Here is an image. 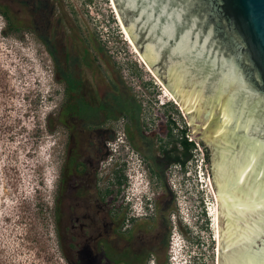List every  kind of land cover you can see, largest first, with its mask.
Masks as SVG:
<instances>
[{
  "label": "rangeland",
  "instance_id": "1",
  "mask_svg": "<svg viewBox=\"0 0 264 264\" xmlns=\"http://www.w3.org/2000/svg\"><path fill=\"white\" fill-rule=\"evenodd\" d=\"M57 3L62 25L74 27L73 32L87 39L97 63L105 64L109 76L122 82L124 92L135 99L133 121L125 116L112 124L114 137L105 146L107 155L99 164L96 182L102 189L114 188L113 173L124 167L127 187H122V199L131 201L130 210L137 214L141 212L138 191L148 186L146 175L159 168V145L160 139L166 138L167 119L188 126L191 134L190 125L178 102L169 99L163 83L129 42L112 0ZM5 26V18L0 15V264H73L71 243L56 231L54 222L66 131L60 127L49 132L46 127L48 115L60 108L62 86L55 78L51 56L37 35L27 31L5 35ZM39 33L46 34L43 30ZM48 37L55 47L61 34ZM162 100L166 104L160 106ZM121 138L125 144L116 145ZM194 153L197 159L188 163L185 171L171 165L159 178L167 181L175 197L167 212L176 242L171 264L184 262L179 249L184 244L190 254L201 251L208 264L217 263V199L205 161L200 165L205 176L198 178L200 146ZM134 168L139 172L136 178L132 176L136 174ZM158 186L153 187L155 193L160 191ZM186 238L200 242L190 248ZM84 261L88 263L86 252Z\"/></svg>",
  "mask_w": 264,
  "mask_h": 264
},
{
  "label": "water",
  "instance_id": "2",
  "mask_svg": "<svg viewBox=\"0 0 264 264\" xmlns=\"http://www.w3.org/2000/svg\"><path fill=\"white\" fill-rule=\"evenodd\" d=\"M209 152L217 264H264V0H112ZM201 150L202 147L200 146Z\"/></svg>",
  "mask_w": 264,
  "mask_h": 264
},
{
  "label": "flooded vegetation",
  "instance_id": "3",
  "mask_svg": "<svg viewBox=\"0 0 264 264\" xmlns=\"http://www.w3.org/2000/svg\"><path fill=\"white\" fill-rule=\"evenodd\" d=\"M56 9L55 0H0V15L18 18L20 32L43 30L51 45L48 35L61 34L55 45L59 59L57 81L62 86L60 108L63 110L66 96L72 94L78 113L63 122L72 132L67 129L57 183L58 229L72 245L73 264H85V252L87 264H171L170 259L175 256L170 248L173 232L167 212L175 197L167 181L159 179L171 164L158 155L159 168L146 175L153 184L150 203L137 214L130 210L131 203L122 199L124 173L120 181H125L121 184L116 171L113 173V194H106L109 187L98 186L96 172L104 157H93L84 146L93 142L106 146L114 137L112 124L126 116V98L122 91H117L111 99V77L105 64L94 61L90 48L84 44L79 47L72 41L74 27L63 26L62 13ZM86 106L91 107L85 113L92 114V121L83 119L81 111ZM89 127L96 133L92 138L83 133ZM156 186L160 189L157 193L153 191ZM199 254V264H208L203 253Z\"/></svg>",
  "mask_w": 264,
  "mask_h": 264
},
{
  "label": "trees",
  "instance_id": "4",
  "mask_svg": "<svg viewBox=\"0 0 264 264\" xmlns=\"http://www.w3.org/2000/svg\"><path fill=\"white\" fill-rule=\"evenodd\" d=\"M56 1L58 2V0H56ZM5 21H6V26L2 31L3 34H5V35L19 34L20 35V34L26 32V31H23V32L19 31L18 24H20V21L18 18H5ZM27 23H28V19H27ZM27 32H30V31L27 30ZM35 34L37 35L39 40L45 45L47 51L49 52V54L51 56V59L53 61V65H54V74H55V78L57 80V70H58V66H59V59L56 55V48L53 45H51L49 41H47V39H46L47 35L46 34L44 35V34L39 33V32L35 33ZM71 39H72V41H74V43L77 46L81 47L80 44H82V45L84 44L86 47L89 48L87 39H83V37H81V35L78 32H74V34H71ZM93 59L95 62L98 61V57L96 55H93ZM111 91H112L111 99L113 98L114 93L117 91L118 92L122 91V93L125 95V98H126V104H125L126 109L124 110L125 115L128 116L131 121H133V116L131 113L133 112V109H135L137 106L135 103V99L131 95H129L128 92H126V91L124 92V86H123L122 82L119 85L112 78H111ZM73 100H74V98L72 97V94H68L65 98V104H64L63 110H61V108H59L57 113L48 115V117L46 119V127H47L49 132H53V131H55V129L61 127V128H64V130L66 131V137H67V129L68 128L64 127L63 122H65V119L70 121V117L73 116L74 114L78 113L77 109L74 105ZM90 108H91L90 106H86L81 111V112H83L82 115H84L83 119L85 121H87V120L92 121L93 120V117H90L92 114L85 113L88 110H90ZM130 128L131 127H128V131H129V134L130 133L132 134V130ZM166 128H167L166 138L160 139L161 142L159 145V155L165 157L171 165L178 166L180 168V170L185 171L188 163L194 162V160L196 158L194 151L197 150L198 145L202 147V153H203L204 161L206 163L209 162V152H208L207 147L204 146L202 141H200L198 144L196 139H194V138L190 139L189 138V136L191 134H190L188 126L185 125V126H182L180 128L177 126L176 121L169 117L167 119V122H166ZM175 130L177 131L176 133H175ZM68 131H70V133H71L72 129L69 128ZM83 133H85V135L89 138L94 137L96 134L95 131L91 127L85 128L83 130ZM84 148L89 149V151H88L89 154H91L93 157H96L99 159L101 157H105L107 154V150H106L104 145L94 144V142L90 143L89 145H85ZM69 165L72 166V160H70ZM123 172H124V167L122 169H118L116 171V174L118 175V179H119L118 181L120 184L124 182V181L123 182L120 181L121 176H123ZM151 172L153 173L154 171H151ZM96 174H97V172H96ZM124 179H125V176H124ZM124 183L127 184V182H124ZM107 190L108 191H106V194H113L114 193L113 188H111V189L108 188ZM57 193H58V190H56V195H55L54 222H55V229L59 233V229H58L59 211H58V205H57V198H58ZM59 243H60V241H59Z\"/></svg>",
  "mask_w": 264,
  "mask_h": 264
},
{
  "label": "clouds",
  "instance_id": "5",
  "mask_svg": "<svg viewBox=\"0 0 264 264\" xmlns=\"http://www.w3.org/2000/svg\"><path fill=\"white\" fill-rule=\"evenodd\" d=\"M123 144H125V143H121L120 146H122ZM134 172H136V174H134V175L132 174V176H133V178H136L137 174H139V172L135 168H134ZM147 183H148V186L146 188H144L142 191H138L137 190L139 192L137 199L139 200V209L140 210H142L143 208L147 209L148 204L150 203L149 195H150L151 187L153 186V184H152L151 180H149ZM129 202L131 203V201H129ZM182 226L185 228V231L187 233L188 232L190 233V231H188V227H186L184 223H182ZM185 240H187V242L190 243V246H189L190 248H193L194 246L198 245V243H199L198 241L194 242L192 238H186ZM175 243L176 242H173L174 246H175ZM184 247H185V244L182 247L179 246V249L182 250L181 256L184 259V262L176 260L174 263L176 264L177 262L178 263L180 262L181 264H199V262H200V254L199 253L190 254V252H189L190 250L189 249L186 250V248H184Z\"/></svg>",
  "mask_w": 264,
  "mask_h": 264
},
{
  "label": "snow or ice",
  "instance_id": "6",
  "mask_svg": "<svg viewBox=\"0 0 264 264\" xmlns=\"http://www.w3.org/2000/svg\"><path fill=\"white\" fill-rule=\"evenodd\" d=\"M159 10L161 13H175V16L170 17L175 19L176 16L187 11V6L181 3V6L178 8L177 5L170 3L169 0H161V6L159 7Z\"/></svg>",
  "mask_w": 264,
  "mask_h": 264
},
{
  "label": "built area",
  "instance_id": "7",
  "mask_svg": "<svg viewBox=\"0 0 264 264\" xmlns=\"http://www.w3.org/2000/svg\"><path fill=\"white\" fill-rule=\"evenodd\" d=\"M167 100H169V99H167ZM160 106H163V105H165L166 104V101L165 100H162V101H160ZM173 119V118H172ZM174 120V119H173ZM176 124H177V126L178 127H182L177 121H176ZM189 136V135H188ZM189 138L191 139V137L189 136ZM117 144L116 145H120L121 143H124V140L121 138V139H118V141L116 142ZM113 144V143H112ZM111 143H110V146L112 145ZM114 145V144H113ZM198 148H199V145H198ZM202 151V150H201ZM195 159H197V158H195ZM204 162V157H203V153H202V157H201V161H200V163L199 164H197L196 166H197V168L200 170V174H198V178H203L204 176H205V174L204 173H202V168H201V163H203ZM189 163H191V162H189ZM207 173V172H206ZM209 175H208V173H207V177H208ZM171 249H173L174 248V245L173 244H171V247H170Z\"/></svg>",
  "mask_w": 264,
  "mask_h": 264
},
{
  "label": "bare ground",
  "instance_id": "8",
  "mask_svg": "<svg viewBox=\"0 0 264 264\" xmlns=\"http://www.w3.org/2000/svg\"><path fill=\"white\" fill-rule=\"evenodd\" d=\"M124 33H125V35L127 36V38H128V40H129V42L133 45V43H132V41H131V39H130V37H129V35H128V33L126 32V30L124 29ZM151 71V70H150ZM161 83V82H160ZM166 88V87H165ZM166 94L169 96V99H172V100H174V101H176L175 99H174V97L172 96V94L168 91V89L166 88ZM140 182V181H139ZM140 184V183H139ZM135 185H137V184H135ZM210 185H211V183H210ZM211 189H212V186H211ZM213 190V189H212ZM214 195H215V193H214ZM216 203H217V201H216ZM214 215H215V226H216V233H217V239H218V227H217V205L215 206V211H214Z\"/></svg>",
  "mask_w": 264,
  "mask_h": 264
}]
</instances>
